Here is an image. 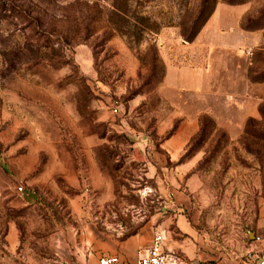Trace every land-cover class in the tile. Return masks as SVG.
Here are the masks:
<instances>
[{"label":"rangeland","instance_id":"374dc122","mask_svg":"<svg viewBox=\"0 0 264 264\" xmlns=\"http://www.w3.org/2000/svg\"><path fill=\"white\" fill-rule=\"evenodd\" d=\"M166 139L196 160L201 218L264 213V0H0V264L127 237L123 210L164 203L102 213L83 172L143 182Z\"/></svg>","mask_w":264,"mask_h":264},{"label":"crops","instance_id":"0c3cea01","mask_svg":"<svg viewBox=\"0 0 264 264\" xmlns=\"http://www.w3.org/2000/svg\"><path fill=\"white\" fill-rule=\"evenodd\" d=\"M179 143L178 139H166L162 142L160 148L152 153V159L148 160V178L144 180L141 177L143 182L133 180L129 184L119 183L115 187L108 174L83 172L84 181L100 192V196L88 204L94 203L102 213L109 209L107 200L112 195H122L120 198L128 200L129 193L143 195L148 190L151 191L150 197L158 196L165 206L157 208L151 205L152 210L149 211L147 220L123 210L125 218L120 223L125 228L135 227L133 232L115 240L111 246L105 235L96 240L90 237L88 244L77 247L72 256L61 264H100V258L108 254L134 261L138 249L150 244L158 230V214H163L161 226L168 229L164 248L166 252L181 258V264H257L256 257H264L263 212H260L253 224L248 221L221 223L201 218V212L206 206L202 204V200L195 204L193 198L194 195L200 198L205 190L198 188L199 185L196 184L199 175L194 171L196 160L180 159L183 147ZM132 154L135 157L136 151H132ZM108 220L106 213V218H101V221ZM248 254L255 258H249Z\"/></svg>","mask_w":264,"mask_h":264},{"label":"built area","instance_id":"2783aa9c","mask_svg":"<svg viewBox=\"0 0 264 264\" xmlns=\"http://www.w3.org/2000/svg\"><path fill=\"white\" fill-rule=\"evenodd\" d=\"M22 187H20V190ZM89 191V188H86ZM151 191H147L142 195V199L145 200L150 197ZM152 202L161 201L158 196H152ZM145 203V202H144ZM126 212H131L135 216L145 218L148 216V210H146V205L143 206H133L125 210ZM168 238V233L165 229H158L155 231L154 236L147 246L138 249L137 258L134 261H126L122 259L119 255L108 254L103 255L100 258V264H181L177 257L166 252L164 244ZM249 258H255L254 255L248 254ZM257 264H264V257H256Z\"/></svg>","mask_w":264,"mask_h":264}]
</instances>
